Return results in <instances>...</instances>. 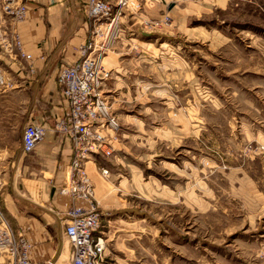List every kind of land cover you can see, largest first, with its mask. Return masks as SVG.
I'll use <instances>...</instances> for the list:
<instances>
[{"label": "rangeland", "instance_id": "obj_1", "mask_svg": "<svg viewBox=\"0 0 264 264\" xmlns=\"http://www.w3.org/2000/svg\"><path fill=\"white\" fill-rule=\"evenodd\" d=\"M140 3L95 38L106 81L117 58L142 86L123 107L102 94L118 128L113 156L93 169L109 197L139 212L121 219L148 226L135 262L264 264V0ZM9 125L18 134L23 123Z\"/></svg>", "mask_w": 264, "mask_h": 264}, {"label": "crops", "instance_id": "obj_2", "mask_svg": "<svg viewBox=\"0 0 264 264\" xmlns=\"http://www.w3.org/2000/svg\"><path fill=\"white\" fill-rule=\"evenodd\" d=\"M22 1L27 10L25 18L15 25L6 21V26L10 29L15 27L19 32L25 53L32 57L33 72L22 59L9 60L0 56L16 84L12 90L0 91L3 184L0 208L15 231L22 233L31 245L29 258L33 264H62L66 254L67 260L70 255L69 244L63 235L70 199L61 190L72 147L68 139L50 129L55 121L67 114V105L57 84L59 69L77 60L79 47L89 39L92 23L86 17L84 0ZM113 62L116 70L113 69L109 82H102L101 93L106 92L104 97L112 99L114 105L122 103L125 106L137 99L138 89L142 86L137 85L130 71L120 67L122 59L116 58ZM130 65L128 62L123 66L127 68ZM18 116L23 123L22 128L26 124H35L49 130L45 133V140L27 156L21 153L22 130L18 134L10 132L9 122ZM116 116L121 122L130 117L120 113ZM126 134L129 133H119V139L124 140L128 136ZM169 134L171 138L177 137L175 133ZM98 166L95 160L87 172L103 206L107 261L111 264H136V258L140 259V243L145 242L149 235L148 226L141 224L142 218L135 221L121 219L123 216L135 217L139 212L125 205L123 200L117 201L105 193L95 172Z\"/></svg>", "mask_w": 264, "mask_h": 264}, {"label": "built area", "instance_id": "obj_3", "mask_svg": "<svg viewBox=\"0 0 264 264\" xmlns=\"http://www.w3.org/2000/svg\"><path fill=\"white\" fill-rule=\"evenodd\" d=\"M84 4L86 17L92 23L90 39L79 47L77 60L73 64L62 65L57 75L67 114L56 121L55 131L68 139L72 147L61 190L70 199L63 235L70 247L68 264H111L106 255L105 224L87 172V164L94 163L97 157L110 159L113 156L114 131L118 128L115 119L107 112L100 89L102 82L109 79V71L103 65L106 45L105 42L97 45L95 38L100 34L98 24L109 21L107 25L111 26L122 13L138 10L141 3L140 0H84ZM26 12L22 0H0V56L26 61L32 73V57L25 53L19 32L15 27L10 29L6 26V21L13 25L22 21ZM166 20L164 16L161 22ZM15 85V81L0 67V91L12 90ZM45 133L41 125H24L21 132L22 155L32 154L36 145L44 140ZM98 170L100 176L108 177L106 169ZM2 187L0 165V193ZM30 249L26 238L15 231L0 208V264H33L29 258Z\"/></svg>", "mask_w": 264, "mask_h": 264}]
</instances>
